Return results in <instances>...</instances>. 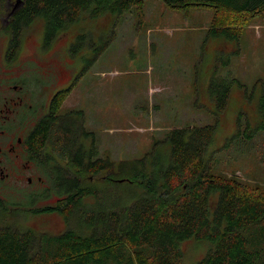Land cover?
<instances>
[{
	"label": "rangeland",
	"instance_id": "1",
	"mask_svg": "<svg viewBox=\"0 0 264 264\" xmlns=\"http://www.w3.org/2000/svg\"><path fill=\"white\" fill-rule=\"evenodd\" d=\"M7 4L8 0H0V16L8 11ZM213 16L214 10L206 6L183 11L162 0H144L140 12L135 7L121 14L94 16L84 11L44 46L42 17H34L19 30L16 47L11 44L8 51L17 48L9 65L12 71H22L21 80L42 61L56 64L67 76H86L80 87L83 79L95 81L86 97L90 106L72 104L70 97L63 105L64 110L86 108L84 125L97 138L99 156L113 163L116 181L104 177L112 173L109 170L84 176L82 184L88 180L99 190L96 197L84 199L87 210L129 191V184L120 178L131 174L127 166L119 168L120 162H138L155 143L157 150L166 152L164 140L171 129L206 124L215 125L206 156L210 171L236 176L264 191V129L258 113L264 88V13L247 21L239 15L237 20L244 24L238 27L236 40L210 33ZM6 20H0V55L10 35L1 30ZM213 79L229 90L222 110L208 89ZM45 183L43 189L0 183V200L8 207H52L43 213H20L14 220L37 234H57L66 227L61 212L66 194L59 193L56 184L48 188V177ZM73 217L71 223L77 225ZM213 246L209 239L181 241L183 264H197Z\"/></svg>",
	"mask_w": 264,
	"mask_h": 264
},
{
	"label": "trees",
	"instance_id": "2",
	"mask_svg": "<svg viewBox=\"0 0 264 264\" xmlns=\"http://www.w3.org/2000/svg\"><path fill=\"white\" fill-rule=\"evenodd\" d=\"M143 1L19 0L9 17L8 26L13 30L10 43L17 45L19 30L34 17L44 19L46 36L50 37L84 11L94 16L121 14L135 7L140 12ZM162 1L183 11L194 6L213 9L210 33L235 40L243 21L264 13V0ZM239 15H245L243 21L237 20ZM208 89L222 110L228 87L213 79ZM258 113L264 129V88ZM49 123L45 121L36 132L37 140L51 132ZM214 131V124L171 129L164 140L166 152L157 150L155 143L152 152L138 162L118 164L119 168L127 166L131 174L127 179L120 178L130 187L125 195L116 194L113 200L119 198L117 202L97 203L87 210L84 199L96 197L99 190L88 180L82 184L84 176L101 170L112 172L113 163L82 162L92 151H85L77 143L76 130H61L60 135L69 136L59 141L58 150L73 154L71 165L80 167L75 173L71 167L57 168L55 184L59 193L66 194L61 210L66 227L57 234L34 233L14 219L20 213H43L52 207H8L0 200V264H183L180 242L188 238L214 243L197 264H255L256 259L264 264V191L258 192L236 176L210 171L206 156ZM113 177V172L105 176L116 181ZM9 216L13 219L8 220ZM73 216L78 219L77 225L71 223Z\"/></svg>",
	"mask_w": 264,
	"mask_h": 264
},
{
	"label": "flooded vegetation",
	"instance_id": "3",
	"mask_svg": "<svg viewBox=\"0 0 264 264\" xmlns=\"http://www.w3.org/2000/svg\"><path fill=\"white\" fill-rule=\"evenodd\" d=\"M19 3V0H14V2L8 0V11L6 10L5 15L0 16V20L7 18L6 24L1 29L2 32L5 35L10 34L7 47L0 55L2 60L0 70V183L12 181L20 186H36L38 189H43L46 188L44 186L46 185L45 177H48L51 181L49 185L52 184V187L48 185V188H54L57 168L71 167L72 173L80 170V167L71 165L73 154L69 156L58 150L61 143L59 141L69 136L68 133L60 135L61 130H76L78 132L77 143L85 151H92L91 156L84 157L82 162L104 160L99 156L94 132L89 131L84 125L86 108L63 109L69 97L72 104L77 102L85 104V107L90 106L86 97L90 95L95 81L90 82L83 79L80 87V79L87 78L86 76L76 74L67 76L66 72L61 68L58 69L56 64H53L55 67L53 70L52 65L42 61H37L34 73L27 72L22 80L20 77L22 71L17 73L11 70L9 58L17 53V48L14 52L8 51L11 36H13V30L8 29V25L9 17ZM46 35V28L43 27L42 46L52 42L51 35L50 37ZM76 86L78 89L74 90ZM47 120L50 121L47 126L51 132L46 134L45 139L37 140L36 132ZM53 131L57 133L51 134Z\"/></svg>",
	"mask_w": 264,
	"mask_h": 264
}]
</instances>
